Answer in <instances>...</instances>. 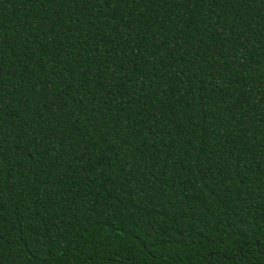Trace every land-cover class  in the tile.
Segmentation results:
<instances>
[{
    "label": "trees",
    "instance_id": "obj_1",
    "mask_svg": "<svg viewBox=\"0 0 264 264\" xmlns=\"http://www.w3.org/2000/svg\"><path fill=\"white\" fill-rule=\"evenodd\" d=\"M0 264H264V0H0Z\"/></svg>",
    "mask_w": 264,
    "mask_h": 264
}]
</instances>
